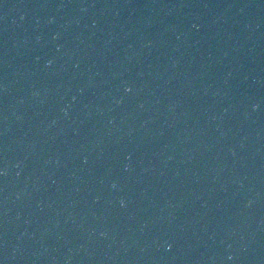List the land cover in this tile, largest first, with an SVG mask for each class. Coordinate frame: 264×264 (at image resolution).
I'll return each mask as SVG.
<instances>
[{"label":"water","instance_id":"obj_1","mask_svg":"<svg viewBox=\"0 0 264 264\" xmlns=\"http://www.w3.org/2000/svg\"><path fill=\"white\" fill-rule=\"evenodd\" d=\"M69 264H264V0L173 1Z\"/></svg>","mask_w":264,"mask_h":264},{"label":"clouds","instance_id":"obj_2","mask_svg":"<svg viewBox=\"0 0 264 264\" xmlns=\"http://www.w3.org/2000/svg\"><path fill=\"white\" fill-rule=\"evenodd\" d=\"M123 203V202H122Z\"/></svg>","mask_w":264,"mask_h":264}]
</instances>
